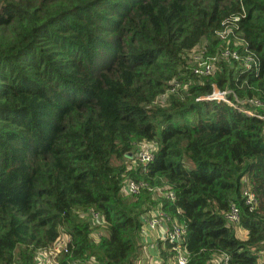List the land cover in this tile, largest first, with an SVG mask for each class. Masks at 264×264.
<instances>
[{"label":"trees","instance_id":"obj_1","mask_svg":"<svg viewBox=\"0 0 264 264\" xmlns=\"http://www.w3.org/2000/svg\"><path fill=\"white\" fill-rule=\"evenodd\" d=\"M236 15L258 68L220 59L198 79L188 52L205 37L214 53L216 31ZM172 80L187 89L155 103ZM213 82L264 97V0H0V264H37L62 232L70 242L61 264H136L142 216L158 203L185 223L186 264H212L220 252L264 264V119L196 99ZM152 138L145 169L128 168L123 157ZM125 176L168 185L175 198L126 195ZM231 203L238 225L225 216Z\"/></svg>","mask_w":264,"mask_h":264},{"label":"built area","instance_id":"obj_2","mask_svg":"<svg viewBox=\"0 0 264 264\" xmlns=\"http://www.w3.org/2000/svg\"><path fill=\"white\" fill-rule=\"evenodd\" d=\"M239 16H233L230 20L225 22L222 29L216 31V35L221 39L219 46V52L225 57L226 62L233 61L236 63L235 68L239 65L245 69H257L260 64L259 56L247 47V42L240 38L234 29L237 24H234ZM242 48L239 49V48ZM194 48V47H193ZM188 52L187 61L190 64V69L198 77L211 76L216 68L218 60L222 57L215 58L218 55L214 52L211 57L207 56V48L193 50ZM214 59V65L212 60ZM173 84L168 87L162 94L165 97L168 92H175L179 89L186 90L189 81L172 80ZM196 99H204L211 101H222L232 106L239 107L238 109L250 114L257 115L264 119V97L258 95L239 96L234 89L229 87H220L216 83H212V88L209 92L199 95ZM144 141H150L144 143ZM158 141L154 138L149 140H142L139 142L137 160L138 165L145 169V165L149 162L153 156L154 151L157 149ZM243 181L246 179L243 178ZM142 188L150 190L153 197L174 199L175 193L168 186L163 185H151L147 180L143 178L127 177L124 179L122 189L129 195L137 194ZM241 195L244 198V202L252 210L257 206V199L255 193L251 190L246 183L242 186ZM181 209L177 208V213H180ZM226 219L238 225L240 214L239 209L235 203L230 204L229 210L225 213ZM93 218L102 217L99 212L94 211L92 213ZM238 230L242 231L241 227ZM153 232L158 234L159 242H161L162 250L165 249L167 256H162L160 253V247H157V259L149 262V264H186L189 258V251L185 242L186 227L185 223L179 221L178 217L171 215L161 207V204H156L154 207L148 209L142 216V223L139 227V241L145 242L147 238L151 236ZM70 236L67 233H61L57 239L48 247L39 249L36 253L37 264H40L39 258L45 262L44 257L47 251L52 254H66L69 252ZM143 244V243H142ZM147 260L143 257L141 264ZM70 264H99L98 261L91 257L86 260H70ZM212 264H241L230 260V256L226 252L215 253L208 261ZM46 263V262H45ZM44 264V263H41ZM61 264V263H60ZM208 264V263H207ZM260 264V262L258 263Z\"/></svg>","mask_w":264,"mask_h":264},{"label":"rangeland","instance_id":"obj_3","mask_svg":"<svg viewBox=\"0 0 264 264\" xmlns=\"http://www.w3.org/2000/svg\"><path fill=\"white\" fill-rule=\"evenodd\" d=\"M207 43H208V41H207V39L205 38V37H203L200 41H199V43L197 44V45H195V47L193 48V50H200V49H202V48H204V47H206L207 48ZM219 46H220V43H219V45L217 46V48H216V50L214 51V52H217V54L218 55H215V58H217L218 57V59H219V57H222L221 59H223V60H225V57L224 56H222L221 54H220V52H219ZM207 54V56H209V57H211V53H209V52H206ZM212 63H213V65H214V59L212 60ZM187 64H188V61H187ZM217 66H218V63L216 64ZM188 67L190 68V64H188ZM198 77V76H197ZM203 77H198V79H202ZM191 81H193V79H191ZM171 93H173V92H168L167 93V95L165 96V97H162L161 96V94H159L158 96H157V98L155 99V103H157V104H159V105H162V106H166L167 105V102H168V96L171 94ZM188 119H190V120H195V117H196V114L195 113H191V114H189L188 116ZM155 140H157L156 138H154ZM158 141V140H157ZM150 141H144V143H149ZM138 146L136 147V146H134L135 148H134V150H132V151H129V153H127L126 154V156H124L123 158H124V161L126 162V164H127V166H128V168H130V167H137V168H139V166L137 165L138 163V160H137V152H138V148H140L139 146V143L137 144ZM113 162L114 163H119L120 162V159L119 158H116V157H113ZM186 164L187 165H189V166H191L192 165V163L189 161V160H187L186 161ZM128 176H125V178H127ZM164 186H168V185H164ZM122 192L124 193V194H126V195H129V194H127L123 189H122ZM94 211H92V213H93ZM92 213H91V215H92ZM93 219V224L94 225H96V224H99L100 226V228H102L103 226H104V220H103V218L102 217H100V218H92ZM100 232H101V230H98V229H93V231H92V233H91V237L95 240V241H97L98 240V238H99V234H100ZM62 233H65V232H62ZM238 235H240V236H244L245 235V230H242V231H240V230H237V232H236ZM145 252L144 251H142V254L140 253V255H139V258L136 260V264H141V262H140V260L142 259L143 260V257H142V255L143 256H145ZM91 258V257H90ZM90 258H87V259H90ZM60 259H62V254H52L50 251H47L46 252V254H45V257H44V260H45V262H43L40 258H39V263L41 264V263H44V264H60ZM143 264H149V261L148 260H145L144 261V263Z\"/></svg>","mask_w":264,"mask_h":264},{"label":"crops","instance_id":"obj_4","mask_svg":"<svg viewBox=\"0 0 264 264\" xmlns=\"http://www.w3.org/2000/svg\"><path fill=\"white\" fill-rule=\"evenodd\" d=\"M158 238V234L156 232H153L151 236L147 238V241L142 242V251L146 253L145 256L142 255V257L147 259L149 262H152L153 260L157 259V247H159Z\"/></svg>","mask_w":264,"mask_h":264},{"label":"water","instance_id":"obj_5","mask_svg":"<svg viewBox=\"0 0 264 264\" xmlns=\"http://www.w3.org/2000/svg\"><path fill=\"white\" fill-rule=\"evenodd\" d=\"M129 153V152H128Z\"/></svg>","mask_w":264,"mask_h":264}]
</instances>
